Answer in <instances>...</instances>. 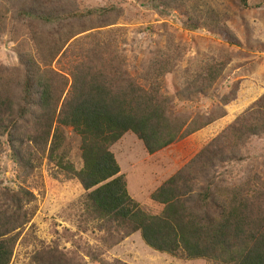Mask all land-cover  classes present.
Returning <instances> with one entry per match:
<instances>
[{"label": "rangeland", "instance_id": "obj_1", "mask_svg": "<svg viewBox=\"0 0 264 264\" xmlns=\"http://www.w3.org/2000/svg\"><path fill=\"white\" fill-rule=\"evenodd\" d=\"M169 3L158 8L152 0H0V87L13 105L9 115L0 119L2 125H12L10 137L0 135V191L24 188L34 196L28 205L33 216L19 233L9 264H46L44 258L57 261L60 256L68 264H94L87 258L89 251L99 252L108 262L126 264H208L155 252L139 233L119 240L121 233L98 231L94 222L83 217L86 193L60 167L81 169L80 138L70 128L59 127V148L54 154L49 156L50 142L38 151L32 138L33 117L20 118L14 107L21 104L25 77L20 55L34 59L50 76L60 107L71 84L72 65L98 40L114 39L126 71L140 84L152 62L169 51L175 65L161 83L169 111L192 125L190 130L203 127L152 155L131 133L110 148L129 196L148 214L158 215L162 206L152 202L150 195L264 94V0H248L247 7L239 0ZM108 6L117 12L101 18L63 19L53 25L16 17L27 7L66 17ZM210 16L221 23H208ZM196 17L200 25L191 30L189 18ZM66 40L56 57L48 52L51 46L60 50ZM209 58L227 61L217 82L198 102L195 96L181 98L178 92L185 77ZM236 145L228 152L230 165L215 171L225 172L224 180L240 184L254 175L264 179V135ZM22 163L23 170L18 167Z\"/></svg>", "mask_w": 264, "mask_h": 264}, {"label": "trees", "instance_id": "obj_2", "mask_svg": "<svg viewBox=\"0 0 264 264\" xmlns=\"http://www.w3.org/2000/svg\"><path fill=\"white\" fill-rule=\"evenodd\" d=\"M152 2L158 8L170 4L169 0ZM239 2L242 7L248 5V0ZM113 12L117 9L108 6L59 17L27 7L16 17L53 25L63 19L101 18ZM209 19L210 24L221 23L215 17ZM200 21L189 18L187 27L195 30ZM68 40L60 50V46H51L48 52L56 57ZM19 61L25 77L21 104L14 107L20 118L33 117L32 138L38 151L50 142L49 156L54 154L59 148V127L70 128L80 138L81 169L60 167L86 193L83 217L94 222L98 231L121 233L119 240L139 233L153 251L179 259L264 264V179L254 175L240 184L224 180L225 172L215 171V167L230 165L228 152L236 148V142L264 135V94L150 195L152 202L162 206L158 215H150L129 196L110 148L131 133L152 155L203 127L197 124L190 130L192 125L169 111L170 102L161 93L162 78L175 65L169 51L152 62L140 84L126 71L114 39L98 40L72 65L71 84L60 107L56 86L45 70L27 55H20ZM226 63L211 58L202 62L185 77L178 95L185 99L195 96L198 102L212 89ZM12 110L8 92L0 87V119ZM1 123L0 135L10 137L12 125ZM23 166L18 164L22 170ZM33 200L24 188L0 191V264L10 263L19 233L33 216L28 208ZM58 258L43 260L46 264H68L64 256ZM87 258L94 264H126L108 262L97 251H89Z\"/></svg>", "mask_w": 264, "mask_h": 264}]
</instances>
